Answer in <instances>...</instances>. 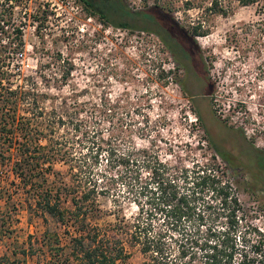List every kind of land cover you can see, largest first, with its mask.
Here are the masks:
<instances>
[{"label": "rangeland", "instance_id": "374dc122", "mask_svg": "<svg viewBox=\"0 0 264 264\" xmlns=\"http://www.w3.org/2000/svg\"><path fill=\"white\" fill-rule=\"evenodd\" d=\"M0 2V9L12 13L11 26L20 28L24 42L22 52L6 59L8 69L16 78L37 81L45 94L44 106L63 115L53 135L62 141L68 163L56 162L55 168L65 170L72 164L79 178L89 176L98 190H105L97 197L103 210L98 224L114 223L122 216L150 218L145 213L150 206L134 180L137 174L148 179L149 173L143 163H132L133 158H146L152 167L167 163L171 169L187 172L189 182L208 166L218 185H228L230 196L237 199L238 244L243 235L264 242L262 200L242 189L240 175L214 148L232 166L231 154L224 148L228 138L238 137L242 146L248 142L264 154V0L253 5L214 0L212 7L211 0H162L187 30L188 39L193 26L206 31L191 38L213 87L207 94L208 80L191 82L189 94L197 97L195 101L176 83L182 66L156 34L106 25L78 0L71 6L40 11L38 0ZM124 2L132 11L144 6L143 0ZM218 7L226 13L216 12ZM110 18L129 19L122 13H112ZM9 41L3 37L2 44L9 46ZM67 72L65 83L57 81ZM124 154L131 163L121 161ZM11 180L9 174L0 177V264H46L50 252L45 232H58L62 245L68 236L49 215L34 206L29 209L25 195L14 191ZM212 189L195 196L203 218L186 219L179 232L168 238L178 261L203 264L204 260L200 245L188 247L187 256L179 259L178 248L184 244L179 234H196L203 240L207 229L225 228ZM149 220L158 227L162 217L158 214ZM122 239L127 257L118 264H143L147 255L140 245L128 241V234H122Z\"/></svg>", "mask_w": 264, "mask_h": 264}, {"label": "trees", "instance_id": "16d2710c", "mask_svg": "<svg viewBox=\"0 0 264 264\" xmlns=\"http://www.w3.org/2000/svg\"><path fill=\"white\" fill-rule=\"evenodd\" d=\"M78 1L90 14H98L106 25L156 34L185 70L187 65L183 58H189L188 47L193 46L198 59L191 62L198 72H195L197 81L200 83V77L208 80L200 50L191 38L194 34L204 35L206 31L193 26L188 39L187 30L175 21L172 10L163 6L162 0H143V8L134 11L128 9L124 0ZM238 2L253 5L259 0ZM213 5L216 3L211 0V7ZM215 11L226 13L222 7ZM7 12L0 9V177L11 175L10 184L14 191L25 195L24 201L29 209L34 206V210L49 215L64 228L68 236L66 245L60 243L58 232H45L50 252L46 264H118L127 257L122 234H128V241L140 245V251L147 255L143 264H188L186 260L178 261L171 253L168 238L173 237L172 232H179L186 219L195 221L198 217L203 218L201 212H197L195 196L212 187L217 193L215 201L219 202L224 213L225 228L207 229L203 240H198L196 234H179L184 243L178 248L179 259L187 256L188 247L200 245L203 264H264V242L261 239L253 240L243 235L242 243L238 244L237 199L230 196L228 185H218L208 166L197 171L189 182L187 172L171 169L167 163L157 168L150 166L146 158H133L132 163H143L149 173L148 179L137 174L134 180L139 184L138 193L146 197L150 206L145 210L150 218L142 220L137 216L128 220L122 216L114 223L98 224V219L103 218V210L97 197L104 195L105 190H98L96 182L92 184L89 176L79 178L72 164H68L65 170L55 168L56 162L68 163L62 141L53 135L54 125L63 121V115L44 106L45 94L39 90L37 81L27 76L16 78L7 67L6 59L10 54L22 52L24 48L22 32L19 27L11 26L14 23L12 13ZM112 13H122L131 22L121 18L113 20L110 18ZM42 17L44 19L45 13ZM3 37H8L9 46L2 44ZM68 75L69 72L62 74L57 81L65 83ZM13 77L19 82L16 83ZM176 83L183 93L187 90L184 79L176 78ZM212 87L208 80L207 94L211 93ZM197 119H201L199 114ZM122 157V162L131 163L128 154ZM158 214L162 222L156 227L149 219L156 218Z\"/></svg>", "mask_w": 264, "mask_h": 264}, {"label": "flooded vegetation", "instance_id": "af4514ba", "mask_svg": "<svg viewBox=\"0 0 264 264\" xmlns=\"http://www.w3.org/2000/svg\"><path fill=\"white\" fill-rule=\"evenodd\" d=\"M188 52L190 53L189 58H183L187 65L186 70L179 63L182 66L183 70V74L179 79H184L186 83L185 87L187 90H184L185 94H189L193 91V87L190 86L191 82L195 84L199 83L197 81L198 77L194 72V68L191 62L192 60L197 58V54L193 46H191L190 48L188 47ZM187 67H189V69H187ZM200 78L203 79V77ZM187 96L192 99L195 95L189 94ZM237 138L238 137L228 138L227 145H224V148L227 150L226 152L231 154L229 156L231 157V161L235 165L232 166L227 159H224L222 157L221 158L228 164V166H230V169L233 173L240 175L242 189L247 193L257 194L258 197L262 200L261 205L264 206V154L255 150L248 142H245L246 145L244 144L242 146L241 143H238L239 138ZM214 148L220 155L217 148Z\"/></svg>", "mask_w": 264, "mask_h": 264}, {"label": "built area", "instance_id": "2783aa9c", "mask_svg": "<svg viewBox=\"0 0 264 264\" xmlns=\"http://www.w3.org/2000/svg\"><path fill=\"white\" fill-rule=\"evenodd\" d=\"M38 10L45 9L48 7L51 10H56L61 6H71L74 3V0H38ZM37 10V9H36Z\"/></svg>", "mask_w": 264, "mask_h": 264}]
</instances>
